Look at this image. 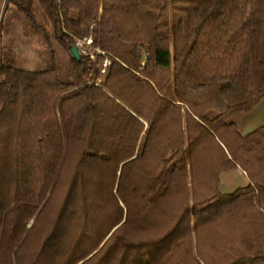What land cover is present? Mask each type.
I'll use <instances>...</instances> for the list:
<instances>
[{
    "label": "trees",
    "instance_id": "1",
    "mask_svg": "<svg viewBox=\"0 0 264 264\" xmlns=\"http://www.w3.org/2000/svg\"><path fill=\"white\" fill-rule=\"evenodd\" d=\"M39 2L6 4L42 62L0 60V264H264V126L230 121L264 101V0Z\"/></svg>",
    "mask_w": 264,
    "mask_h": 264
},
{
    "label": "rangeland",
    "instance_id": "2",
    "mask_svg": "<svg viewBox=\"0 0 264 264\" xmlns=\"http://www.w3.org/2000/svg\"><path fill=\"white\" fill-rule=\"evenodd\" d=\"M39 7V14L49 19L48 11L39 0H36ZM7 0H0V60L2 57L15 54L20 65L34 69L40 66L41 57L38 51V41L35 36L31 35V30L28 27V22L25 16L18 10L15 4H10L6 8ZM88 40H92L89 44ZM78 50L81 53L91 54L95 60V68L100 67L98 61V54L100 49L94 46L93 39L91 37L78 41ZM110 65L108 60H105L103 64L104 70ZM238 125L240 131L243 134H247L248 131L255 130L261 126H264V101L259 107L251 113H239L234 115L231 119ZM228 179L225 174H222L221 188L224 192L230 191L236 188L237 184L227 190L226 184Z\"/></svg>",
    "mask_w": 264,
    "mask_h": 264
},
{
    "label": "crops",
    "instance_id": "3",
    "mask_svg": "<svg viewBox=\"0 0 264 264\" xmlns=\"http://www.w3.org/2000/svg\"><path fill=\"white\" fill-rule=\"evenodd\" d=\"M252 131L253 130L248 131V133ZM223 174H225L228 179V183L226 184L227 190L230 189V187H233L234 184H237V186H241L245 185L248 182L247 173L241 169L224 172Z\"/></svg>",
    "mask_w": 264,
    "mask_h": 264
},
{
    "label": "water",
    "instance_id": "4",
    "mask_svg": "<svg viewBox=\"0 0 264 264\" xmlns=\"http://www.w3.org/2000/svg\"><path fill=\"white\" fill-rule=\"evenodd\" d=\"M74 52H75V55H76V56H79V50H78L77 47L74 48Z\"/></svg>",
    "mask_w": 264,
    "mask_h": 264
},
{
    "label": "built area",
    "instance_id": "5",
    "mask_svg": "<svg viewBox=\"0 0 264 264\" xmlns=\"http://www.w3.org/2000/svg\"><path fill=\"white\" fill-rule=\"evenodd\" d=\"M92 42V40H88V43L90 44Z\"/></svg>",
    "mask_w": 264,
    "mask_h": 264
}]
</instances>
